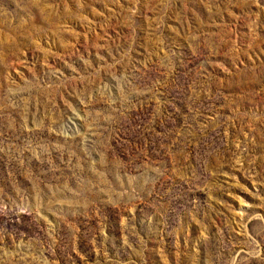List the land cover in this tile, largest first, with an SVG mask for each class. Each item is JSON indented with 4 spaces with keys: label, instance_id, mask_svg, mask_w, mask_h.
Instances as JSON below:
<instances>
[{
    "label": "rangeland",
    "instance_id": "374dc122",
    "mask_svg": "<svg viewBox=\"0 0 264 264\" xmlns=\"http://www.w3.org/2000/svg\"><path fill=\"white\" fill-rule=\"evenodd\" d=\"M0 264H264V0H0Z\"/></svg>",
    "mask_w": 264,
    "mask_h": 264
}]
</instances>
